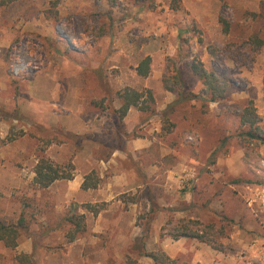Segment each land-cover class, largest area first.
Listing matches in <instances>:
<instances>
[{
	"label": "rangeland",
	"instance_id": "1",
	"mask_svg": "<svg viewBox=\"0 0 264 264\" xmlns=\"http://www.w3.org/2000/svg\"><path fill=\"white\" fill-rule=\"evenodd\" d=\"M192 61L227 79L222 101ZM125 90L147 109L121 118ZM249 103L264 110V0H0V221L25 226L0 264H264ZM41 158L73 178L38 188ZM185 225L203 239L173 238Z\"/></svg>",
	"mask_w": 264,
	"mask_h": 264
},
{
	"label": "trees",
	"instance_id": "2",
	"mask_svg": "<svg viewBox=\"0 0 264 264\" xmlns=\"http://www.w3.org/2000/svg\"><path fill=\"white\" fill-rule=\"evenodd\" d=\"M227 31V28L224 29ZM151 59L149 56L144 57L136 67V74L139 77H147L149 74ZM190 69L192 73L202 82V95L209 97V102H219L224 99L225 93L228 89L229 83L226 78L219 76L213 71H207L203 64L200 62L192 61L190 63ZM150 99L151 93L149 90L145 91ZM142 93H139L134 90H125L121 95L122 106L120 107V117L123 118L128 112L130 107L138 108L141 111L147 109L144 106L142 101ZM242 125H247L248 130L241 134V136H247V141H257L259 140L264 144V136L260 135L258 123L259 118L256 114L255 108L252 106V103L247 104L242 110V114L239 117ZM66 170V169H65ZM63 168L53 165L46 159H39L35 168H34V177L33 183L40 189H46L51 184L59 180H71L73 175L71 171H65ZM97 183L95 179H91V176L88 175L84 178V181L81 185L82 190L94 189ZM89 209L94 210V213L97 214L98 211L92 206H88ZM72 220V219H71ZM75 225V231L80 232L82 230L81 222L73 220L72 222ZM193 223L194 221H185L184 224ZM24 220L23 218L19 219L16 224H6L0 221V241L3 242L7 248H15L18 245L17 239L19 237L20 230L24 229ZM178 237H192L202 240L203 237L199 233L190 232L187 226H183L180 229V232L177 235H174L173 238L177 239ZM17 262L20 264H30L29 257L27 255L20 254L16 257Z\"/></svg>",
	"mask_w": 264,
	"mask_h": 264
},
{
	"label": "crops",
	"instance_id": "3",
	"mask_svg": "<svg viewBox=\"0 0 264 264\" xmlns=\"http://www.w3.org/2000/svg\"><path fill=\"white\" fill-rule=\"evenodd\" d=\"M257 116L262 119L264 121V110L261 112V110H259L257 113Z\"/></svg>",
	"mask_w": 264,
	"mask_h": 264
},
{
	"label": "built area",
	"instance_id": "4",
	"mask_svg": "<svg viewBox=\"0 0 264 264\" xmlns=\"http://www.w3.org/2000/svg\"><path fill=\"white\" fill-rule=\"evenodd\" d=\"M189 140H191V138H188Z\"/></svg>",
	"mask_w": 264,
	"mask_h": 264
}]
</instances>
